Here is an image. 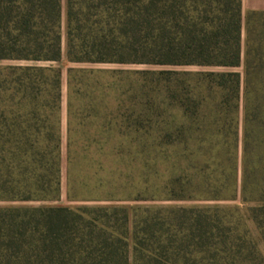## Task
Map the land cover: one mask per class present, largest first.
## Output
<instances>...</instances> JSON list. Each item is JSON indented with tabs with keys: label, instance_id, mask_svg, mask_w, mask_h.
Masks as SVG:
<instances>
[{
	"label": "trees",
	"instance_id": "trees-1",
	"mask_svg": "<svg viewBox=\"0 0 264 264\" xmlns=\"http://www.w3.org/2000/svg\"><path fill=\"white\" fill-rule=\"evenodd\" d=\"M61 21L62 0H0V62L61 61ZM242 34L243 0H67L68 57L75 63L237 68ZM211 76L238 110L240 74ZM60 102V70L0 66V201L56 200L61 138L44 130ZM230 170L212 169L207 159L197 193L235 199L236 162ZM249 211L264 239V204ZM0 264H264V258L235 208L144 209L131 220L121 208L50 206L0 208Z\"/></svg>",
	"mask_w": 264,
	"mask_h": 264
},
{
	"label": "rangeland",
	"instance_id": "rangeland-1",
	"mask_svg": "<svg viewBox=\"0 0 264 264\" xmlns=\"http://www.w3.org/2000/svg\"><path fill=\"white\" fill-rule=\"evenodd\" d=\"M255 27L243 30L237 68L75 63L68 57L62 0L61 61L0 62L61 72L59 111L48 112L44 130L60 133V192L50 201H0V208H121L131 220L144 209L235 208L264 258V239L249 211L264 204V23ZM230 72L241 76L238 110L211 76ZM206 158L226 175L236 162L235 199L197 193ZM130 245L133 260L132 238Z\"/></svg>",
	"mask_w": 264,
	"mask_h": 264
},
{
	"label": "crops",
	"instance_id": "crops-1",
	"mask_svg": "<svg viewBox=\"0 0 264 264\" xmlns=\"http://www.w3.org/2000/svg\"><path fill=\"white\" fill-rule=\"evenodd\" d=\"M256 22L264 23V0H243V30L256 28Z\"/></svg>",
	"mask_w": 264,
	"mask_h": 264
}]
</instances>
